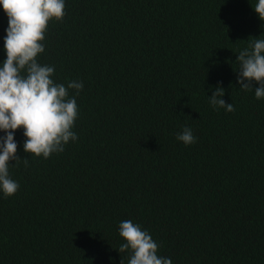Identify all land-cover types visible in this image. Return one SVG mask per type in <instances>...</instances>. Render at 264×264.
Segmentation results:
<instances>
[{"label":"trees","instance_id":"obj_1","mask_svg":"<svg viewBox=\"0 0 264 264\" xmlns=\"http://www.w3.org/2000/svg\"><path fill=\"white\" fill-rule=\"evenodd\" d=\"M64 2L37 61L83 83L68 90L78 138L45 159L14 133L0 264H128L125 220L172 264H264V98L240 89L236 61L264 39L258 0ZM7 27L0 6V65ZM217 86L235 111L210 103ZM185 127L195 143L177 140Z\"/></svg>","mask_w":264,"mask_h":264},{"label":"clouds","instance_id":"obj_2","mask_svg":"<svg viewBox=\"0 0 264 264\" xmlns=\"http://www.w3.org/2000/svg\"><path fill=\"white\" fill-rule=\"evenodd\" d=\"M8 18L4 37L6 59L0 65V191L5 197L14 195L19 184L10 178V161L19 162L17 142L14 133L23 129L26 138L25 153L47 159L51 154L64 151V145L78 137L72 131L78 115L75 96L69 98V89L79 95L82 82L71 81L65 87L51 79L54 67L41 65L37 56L44 52L41 43L45 39L48 22L64 17V0H0ZM261 21H264V0L252 7ZM239 71L237 82L240 89L255 87V97L264 98V39H255L237 56ZM224 90L217 86L210 103L235 111L232 103L226 104L221 97ZM185 145L196 142L190 128L185 127L177 135ZM25 165L28 159H23ZM119 235L125 243L119 253L129 252L128 264H172L171 259L157 254L158 244L141 226L130 220L119 224ZM122 264V262H121Z\"/></svg>","mask_w":264,"mask_h":264}]
</instances>
